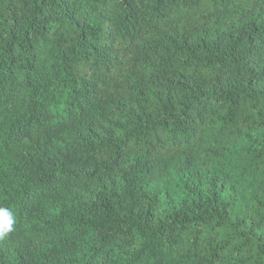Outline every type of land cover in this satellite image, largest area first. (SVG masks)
I'll use <instances>...</instances> for the list:
<instances>
[{
  "label": "trees",
  "instance_id": "trees-1",
  "mask_svg": "<svg viewBox=\"0 0 264 264\" xmlns=\"http://www.w3.org/2000/svg\"><path fill=\"white\" fill-rule=\"evenodd\" d=\"M0 264H264V0H0Z\"/></svg>",
  "mask_w": 264,
  "mask_h": 264
},
{
  "label": "clouds",
  "instance_id": "clouds-1",
  "mask_svg": "<svg viewBox=\"0 0 264 264\" xmlns=\"http://www.w3.org/2000/svg\"><path fill=\"white\" fill-rule=\"evenodd\" d=\"M16 220L12 211L0 207V239H4L11 231Z\"/></svg>",
  "mask_w": 264,
  "mask_h": 264
}]
</instances>
